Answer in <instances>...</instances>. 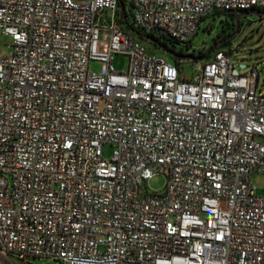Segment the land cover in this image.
I'll return each mask as SVG.
<instances>
[{
  "label": "built area",
  "instance_id": "2783aa9c",
  "mask_svg": "<svg viewBox=\"0 0 264 264\" xmlns=\"http://www.w3.org/2000/svg\"><path fill=\"white\" fill-rule=\"evenodd\" d=\"M128 1L136 26L180 43L216 11L264 9ZM121 12L120 0H0V264H264L257 64L240 72L219 48L184 75ZM156 172L162 190L145 186Z\"/></svg>",
  "mask_w": 264,
  "mask_h": 264
},
{
  "label": "rangeland",
  "instance_id": "374dc122",
  "mask_svg": "<svg viewBox=\"0 0 264 264\" xmlns=\"http://www.w3.org/2000/svg\"><path fill=\"white\" fill-rule=\"evenodd\" d=\"M227 18L228 20L230 19L224 13L211 14L205 18L201 28L192 39V45L186 52H194L196 54L200 53V50L204 52L215 42L230 34V31L232 33L234 31L232 30L234 24H228L226 21ZM232 21L234 22V19ZM240 24V30L231 38V42L224 46L222 44L220 48L231 53V58L234 60L240 72H245L250 66L257 64L260 70L258 83L264 92V15L250 14L242 17ZM142 41L150 51L164 53L171 60L179 56L171 50L156 48L149 39H142ZM9 42L10 37L2 35L0 39V57L8 54ZM203 56L199 58L194 57L192 54L179 56L178 65H180L182 73L190 77H195L204 65L205 59ZM112 62L116 69H125L128 64V56L117 53ZM241 62L246 63V66H242ZM102 64L101 61L92 60L90 67L94 70H100ZM112 148V144L106 143L104 145V155L109 156ZM251 180L256 186L257 192L264 195V172H253L251 174ZM166 183L167 174L164 172H156L145 182V186L150 190H162L166 186ZM11 260L13 262L7 260L6 264H13L14 262L16 264H56L54 261L44 258H31L25 261H18L15 257H11Z\"/></svg>",
  "mask_w": 264,
  "mask_h": 264
},
{
  "label": "trees",
  "instance_id": "16d2710c",
  "mask_svg": "<svg viewBox=\"0 0 264 264\" xmlns=\"http://www.w3.org/2000/svg\"><path fill=\"white\" fill-rule=\"evenodd\" d=\"M123 1L125 3V8H124V10L121 9L122 10V12H121V19H120L121 26L126 31H132L133 33H135L138 38H140V39H147L145 37V34H153V35H155L159 39L158 42L150 41L152 44H154V46L156 48H160V49H164V50H171V51H173L174 53H176L179 56L192 54L194 57L199 58V57H202L203 55H206L208 53V51L210 50L211 47L208 48L204 52H202L200 50V53H198V54H196L194 52H186V50L189 49V47L192 45L191 44L192 43V40H190V41H188L186 43H180L178 40H176V39H174L171 36H168L166 34H161V33H157V32H154V31L153 32H147V31L143 30L142 28L136 26L134 24V22H133V19H132V6H131L130 2L128 0H123ZM217 13H220V14L221 13H224L226 15V17H230V19H232V20L234 19V22L232 20H230V19L228 20V18L226 19V21H227L228 24L233 23L234 26H233L232 30H235V28H236V15H237L238 12L216 11V12H214L212 14L213 15H216ZM229 33H231V31ZM231 40L232 39L226 40L223 43V46L224 45H228L231 42ZM219 48H220V46L217 49H219ZM179 56L178 57H174V60L173 61L176 64H178V59L180 58Z\"/></svg>",
  "mask_w": 264,
  "mask_h": 264
},
{
  "label": "water",
  "instance_id": "95a60500",
  "mask_svg": "<svg viewBox=\"0 0 264 264\" xmlns=\"http://www.w3.org/2000/svg\"><path fill=\"white\" fill-rule=\"evenodd\" d=\"M120 6H121V9L124 10L125 3H124L123 0H120ZM253 13H255V14H264V9H253V10H246V11L238 12L237 15H236V28H235V30L232 33H230L227 36H225L224 38H222V39L218 40L217 42H215L211 46V48L208 51V53L203 56V58L207 59L210 56V54L212 52H214L219 46H221L226 40L231 39L240 30V25H241L240 24V20H241V18L243 16H245V15H249V14H253ZM145 37L147 39H149L150 41H155V42L159 41V39L153 34H145ZM242 66H244V64H242ZM234 72L237 73L238 69L234 68Z\"/></svg>",
  "mask_w": 264,
  "mask_h": 264
},
{
  "label": "flooded vegetation",
  "instance_id": "af4514ba",
  "mask_svg": "<svg viewBox=\"0 0 264 264\" xmlns=\"http://www.w3.org/2000/svg\"><path fill=\"white\" fill-rule=\"evenodd\" d=\"M253 9H258V8H252V9H248V10H253ZM242 11H246V10H242ZM250 15V14H249ZM259 15H264V14H259ZM245 16H248V15H245ZM245 16H243V17H245ZM225 37V36H224ZM223 37V38H224Z\"/></svg>",
  "mask_w": 264,
  "mask_h": 264
},
{
  "label": "clouds",
  "instance_id": "9594fccd",
  "mask_svg": "<svg viewBox=\"0 0 264 264\" xmlns=\"http://www.w3.org/2000/svg\"><path fill=\"white\" fill-rule=\"evenodd\" d=\"M206 60V59H205Z\"/></svg>",
  "mask_w": 264,
  "mask_h": 264
}]
</instances>
